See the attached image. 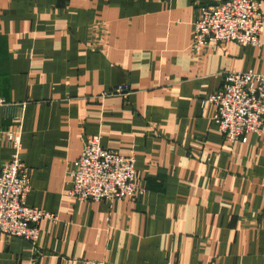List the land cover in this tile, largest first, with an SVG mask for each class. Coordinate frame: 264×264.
Masks as SVG:
<instances>
[{"label": "crops", "instance_id": "0c3cea01", "mask_svg": "<svg viewBox=\"0 0 264 264\" xmlns=\"http://www.w3.org/2000/svg\"><path fill=\"white\" fill-rule=\"evenodd\" d=\"M213 0H0V164L22 134L27 204L58 216L0 264H264V126L227 142L202 104L225 72L264 74L262 45L191 47ZM264 6V0H260ZM128 84L127 96L102 94ZM136 157L140 192L70 195L86 139Z\"/></svg>", "mask_w": 264, "mask_h": 264}, {"label": "built area", "instance_id": "2783aa9c", "mask_svg": "<svg viewBox=\"0 0 264 264\" xmlns=\"http://www.w3.org/2000/svg\"><path fill=\"white\" fill-rule=\"evenodd\" d=\"M193 50L200 54L208 45L236 42L243 46L262 45L264 6L260 0H213L197 7ZM128 84H119L103 96L127 97ZM202 104L215 108L213 120L227 142L247 141L249 133L261 134L264 126V74L253 71L225 72L222 88ZM5 138L12 147L11 159L0 164V237H19L37 245L40 222L58 216L27 204L32 188L30 169L21 157L20 130L7 129ZM136 157L122 155L101 143L100 135L88 137L80 156L69 172L70 195L90 201H115L134 198L140 192Z\"/></svg>", "mask_w": 264, "mask_h": 264}]
</instances>
